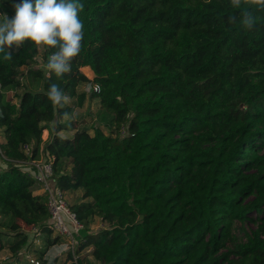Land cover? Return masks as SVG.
Wrapping results in <instances>:
<instances>
[{
	"label": "trees",
	"instance_id": "1",
	"mask_svg": "<svg viewBox=\"0 0 264 264\" xmlns=\"http://www.w3.org/2000/svg\"><path fill=\"white\" fill-rule=\"evenodd\" d=\"M20 2L0 0V14L14 17ZM81 2L83 46L63 78L45 67L54 50H44L41 63L30 42L10 49L11 60L0 53V129L10 160L0 170V215L10 233L0 240L19 261L34 242L16 221L38 227L47 236L35 250L42 264L61 243L46 226V197L34 194L35 180L18 164L31 145V158L54 159L61 189H83L71 208L86 228L95 218L108 225L79 249L93 247L97 264H264V217L231 251L238 260L230 251L217 256L236 222L264 213V12L253 10L256 26L244 30L228 22L240 11L229 0ZM27 67L25 80H42V91L25 90L15 103ZM52 83L78 107L99 99L114 114L108 130L61 136L69 128L59 120L74 108L48 99ZM89 83L101 91L79 94Z\"/></svg>",
	"mask_w": 264,
	"mask_h": 264
},
{
	"label": "clouds",
	"instance_id": "2",
	"mask_svg": "<svg viewBox=\"0 0 264 264\" xmlns=\"http://www.w3.org/2000/svg\"><path fill=\"white\" fill-rule=\"evenodd\" d=\"M230 7L240 10L238 15L228 17L230 24L239 23L242 29L252 30L256 26V12H264V0H229ZM15 15L9 18L0 14V53L4 60H11L9 51L30 42L35 48L52 51L45 67L57 78L71 71L72 60L82 50L84 24L80 13L84 10L81 0H21L14 5ZM100 91L99 85L95 89ZM48 99L57 106H63L66 99L63 90L52 83Z\"/></svg>",
	"mask_w": 264,
	"mask_h": 264
},
{
	"label": "rangeland",
	"instance_id": "3",
	"mask_svg": "<svg viewBox=\"0 0 264 264\" xmlns=\"http://www.w3.org/2000/svg\"><path fill=\"white\" fill-rule=\"evenodd\" d=\"M15 48V46H13ZM12 48V49H13ZM16 49V48H15ZM43 48H40V55L38 56V61L41 63L43 62ZM26 71V70H24ZM86 76L89 78H93V73L89 69H83L81 70ZM25 88H17V93L14 94V102H18V95L24 92L25 90L31 91V92H38L42 91V80H33V79H27L24 82ZM78 93H86L89 95L88 87L87 85H82L78 88ZM10 95H6L5 99H7ZM65 105L72 106L74 108V113L72 115L65 116L63 119H60L59 122L63 126H66L69 129H65L62 131V136L66 138H72L75 134V130L88 131L91 135H94V132L97 127L107 129L109 128V124L111 122L112 117H114V114L112 112H108L107 110L103 109L100 103L99 99H92L90 97L87 98L86 102L82 107L77 106V99L76 98H68L64 99ZM51 130H56V123H52ZM74 129V130H73ZM46 133H43L42 139L45 141ZM49 140V138L47 139ZM45 143L42 144V147L44 148ZM45 154V152H44ZM23 170L27 169L26 165H22ZM83 189L75 190V191H66V199L70 206L74 204H79L82 202V194ZM251 199V198H250ZM249 200V199H248ZM90 201V200H87ZM264 217V213L257 214L253 212L250 214V220L245 222H236L234 224L233 230H232V238L221 247V250L219 251L218 255L228 253L230 255V259L238 260L231 251L235 249V246L241 243H245L248 239V235L252 233V231H256L259 229V227L262 225L261 219ZM9 223V218H6L4 216L0 215V232L3 233H10L9 230H7L6 224ZM16 224L19 228V230L27 233L30 238V242L32 240L33 245L31 248L28 249L29 255L38 259L39 255L35 252L36 249L40 250L41 248L46 247L45 241L47 240L46 235H42V237L38 236V233L35 232V229L33 227H27L25 224L18 220L16 221ZM108 228V225L106 223H103L101 219L95 218L91 222L89 228H86V230L83 232L81 238L85 237L88 233H96L98 231L104 230ZM264 236V234H263ZM57 237V234L54 233L52 238ZM85 239V238H84ZM58 244L53 249H51V254L54 256V253L63 254L62 251L65 248V245ZM91 248L86 249L87 252H89ZM21 255V254H20ZM62 256H65L64 254ZM26 259L25 257H20V260L12 254L11 250L8 247L7 241L5 239L0 240V264H33L32 258ZM59 258V257H57ZM63 259V257H60ZM92 264H97L93 259H91Z\"/></svg>",
	"mask_w": 264,
	"mask_h": 264
},
{
	"label": "built area",
	"instance_id": "4",
	"mask_svg": "<svg viewBox=\"0 0 264 264\" xmlns=\"http://www.w3.org/2000/svg\"><path fill=\"white\" fill-rule=\"evenodd\" d=\"M26 73L27 70L22 71L20 82H24ZM97 85L98 84L95 83H89L87 85L88 91L99 93L101 87L99 86L100 91L97 92L95 90ZM3 143L4 138L2 136V129H0V170L5 169L6 163L10 161L2 149ZM23 150L29 158L18 164L27 166L25 172L35 180L42 195L46 197L49 211V219L46 226L61 238L60 244L65 245V248L62 251L65 256L58 253H54V256H52L53 254H51L50 250L56 245L47 250L44 257V260L47 261L46 264H82V257H86V260H89V262H91V259L95 261L92 256L93 247H88L91 248L89 252L86 251L88 248L81 252L79 251L81 244L85 242V239L83 237L81 238V236L86 230V226L68 203L66 192L57 185L54 179V159L48 154H44V152L41 153L39 158H31V145H25ZM33 228L35 229V232L38 233V236H42L41 230L38 227ZM24 257L26 259H31L32 256H30L29 253H25ZM60 257H63V259ZM31 261L33 264H42L40 259L34 258ZM84 264H87V262L85 261Z\"/></svg>",
	"mask_w": 264,
	"mask_h": 264
},
{
	"label": "crops",
	"instance_id": "5",
	"mask_svg": "<svg viewBox=\"0 0 264 264\" xmlns=\"http://www.w3.org/2000/svg\"><path fill=\"white\" fill-rule=\"evenodd\" d=\"M28 69V67L27 68H22V71H24V70H27ZM85 70V69H89L90 71H92L89 67H84V68H82V70ZM93 73V72H92ZM0 92H1V89H0ZM10 94H14V93H12V92H10ZM15 103H17V102H15ZM45 133H46V138H45V141L44 142H46L47 141V139L48 138H50V134H51V132H50V130H45L44 131ZM61 136H62V131L59 133ZM66 138V137H65ZM43 148V147H42ZM34 194L35 195H42V193H41V191L39 190V188H38V186H37V188H36V190H35V192H34Z\"/></svg>",
	"mask_w": 264,
	"mask_h": 264
}]
</instances>
